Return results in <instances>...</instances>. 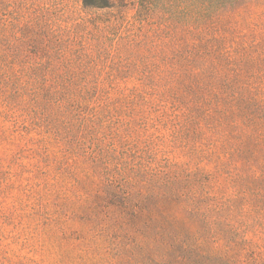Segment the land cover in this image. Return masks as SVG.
Instances as JSON below:
<instances>
[{"label": "rangeland", "instance_id": "rangeland-1", "mask_svg": "<svg viewBox=\"0 0 264 264\" xmlns=\"http://www.w3.org/2000/svg\"><path fill=\"white\" fill-rule=\"evenodd\" d=\"M110 2L108 8H89L83 0H6L4 9L8 18L21 15L29 22L41 20L46 30L60 24L64 29L63 40L69 37L70 42L74 36L73 40L81 42L77 48L82 46L87 55L73 57L59 49L64 42L55 46L57 37L50 31L45 34L44 27L36 31V37L30 33L35 30L26 26L23 42L17 44L21 53L20 73L14 74L7 67L0 69V264H89V260L98 259L93 263L140 264L141 256H152L150 245L147 249L141 243L137 226L124 212L119 213L125 208L106 181L99 178V184L90 180L77 184L72 178L77 187L73 184L72 188L62 189L60 183H53L52 179L61 172L69 176L67 171L74 170V165L91 167L92 161L85 158L73 141L66 143L60 139V149L56 146L57 130L61 129L62 133L65 130L61 117L71 115V102H53L42 83L89 82L99 86L114 83L129 87L142 84L150 87L155 101L165 97L163 113L169 110L162 113V121L157 119L161 112L155 106L143 110L147 105L137 98L135 111L119 109L115 112L103 108L91 124L92 133H87L88 123L72 133L74 141L86 132V139L95 137L99 147L115 146L116 158L134 153L125 147L128 135L140 148H146L151 137V144L160 146L157 160L163 163L167 154L177 160L183 159L184 154L190 155L195 140L191 133H187L184 140L182 130L174 127L175 121L171 118L174 105L171 98H167L170 94L162 93V87L174 85L178 78L177 36L168 39L165 30H156L159 20L153 24L145 22L144 29L134 22L126 26L134 19L138 0ZM17 6L22 7L23 13L11 12ZM239 29L245 30V26ZM246 32L244 38L251 35L250 30ZM242 53L237 50L235 54L238 64L245 70L251 69L253 58ZM261 63L264 68V62ZM234 64H237L235 60ZM256 80L264 84V71ZM18 84H21L19 88ZM182 96H186L185 88ZM259 99L263 100L256 99L249 104L248 113L231 114L237 128L226 147L217 149L218 160L211 159L218 163V168L221 166L213 174L211 185L218 198L227 200L224 214L228 222L223 224L221 219L219 226L226 228L230 223V227L247 234L261 247L264 246V97ZM241 108L247 110L246 104H241ZM112 114L128 122L119 134L114 133L113 128L117 126L114 123L117 118L103 125ZM143 117H146L145 123L149 122L146 128ZM153 145L152 148L156 147ZM148 159L149 153L145 154L144 162ZM82 188L89 189L90 193L99 188L101 194L85 197ZM168 202L166 212L181 216L182 198L176 193ZM177 226L186 230L180 223ZM142 227L147 230L146 225ZM163 227L170 230L172 225L164 223ZM223 233L232 236L230 228ZM220 236L224 238L222 233ZM126 242H129L128 247ZM159 242L158 248H163V241ZM241 259L246 261V257Z\"/></svg>", "mask_w": 264, "mask_h": 264}, {"label": "trees", "instance_id": "trees-1", "mask_svg": "<svg viewBox=\"0 0 264 264\" xmlns=\"http://www.w3.org/2000/svg\"><path fill=\"white\" fill-rule=\"evenodd\" d=\"M83 2L89 8L111 6L110 0ZM5 6L6 0H0V69L7 67L15 74L20 73L18 65L21 53L17 44L23 42L24 27L33 28L35 33H30L35 35L37 30L42 31L45 24L35 19L31 23L21 15L8 18ZM14 8L16 10L12 11ZM12 9L11 12L23 13L20 6ZM245 9L247 12L244 13ZM156 20H159L156 30H165L168 39L177 36L180 49L175 55L178 78L176 85L162 87V93L164 96L170 94L167 98H171V105H174L171 114L175 121L174 127L182 130L184 140L187 133L195 136L190 155L184 154L183 159L177 160L167 154L165 163L159 162L157 154L160 146L151 144V137L148 143L142 139L148 146L140 148L128 135L125 147L134 153L121 159L116 158L118 151L115 146L99 147L95 137L86 139V132L77 141L73 140L72 133L78 128H84L87 123L90 127L87 133H92L94 128L91 124L96 121V114L101 109L109 108L115 112L126 109L133 112L136 110L137 98L147 105L143 110L155 106L161 112L157 119L162 121L163 114L169 110L163 113L166 108L163 106L165 97L155 101L150 87L142 84L129 87L114 83L99 86L89 82L42 83L43 90L53 102H71V115L61 117L65 130L64 133L61 129L57 130L56 146L60 149V139L66 143L73 141L85 158L92 161L91 167L77 168L74 165V170L67 171L70 177L64 172L53 175V183H60L62 189H67L66 186L72 188L73 184L76 185L73 179L77 180V184L84 180L99 184V178L104 183L106 181L115 190L117 201L125 208L119 213L124 212V215L129 216L130 221L137 226L141 243L147 249L150 245L152 249L151 257L141 256L138 259L140 264H264V246L258 247L247 234H241L237 228L230 227V223L226 224V228H230L232 236L223 233L226 228L224 225L220 227L219 221L223 219V224L228 222L224 214L227 200L218 198L211 185L213 174L221 167L218 168V163L211 162V159L218 160L220 153L217 149L226 147L237 128V122L231 114L248 113L249 104L256 99L263 100L259 97H264V84L256 80L261 78L264 71L261 66V61L264 62V56H261L264 53V0H138L134 19L128 21L126 26L134 22L144 29L145 22L153 24ZM240 26H245V30L239 29ZM44 28L45 34L50 31L57 37L55 46H58V42H64L59 48L62 51L78 58L87 55L82 46L77 48L81 42L73 40L74 36L70 42L69 37L63 40L64 29L60 24H55L51 30H46V26ZM248 30L251 35L244 38ZM38 40H41V36ZM256 48L261 50L257 51ZM237 50L253 58L251 69L245 70L238 64L239 58L237 60L235 55ZM234 60L237 64H234ZM171 73L174 74L173 68ZM184 88L186 96H182ZM33 91L36 92L37 88ZM241 104H246L247 110H243ZM118 118L112 114L103 121V125H109L112 121L117 123L113 128L114 133L119 134L121 127L128 122ZM143 118L146 128L149 122L145 123L146 117ZM142 125L139 127L142 128ZM128 129L125 128L126 131ZM135 129L138 130V127ZM151 145L156 147L152 148ZM147 153L149 159L144 162ZM192 160L197 162L191 163ZM99 192L98 188L92 193ZM81 193L85 197L92 194L89 189H83ZM176 193L184 202L181 216L167 213L165 208L169 198ZM163 222L172 225L171 229H164ZM179 223L186 230L180 229L177 226ZM143 225L147 226V230ZM123 236L127 237L125 233ZM160 239L163 248H158ZM125 245L128 247L129 242ZM242 257H246V261ZM99 260H89L88 263L94 264Z\"/></svg>", "mask_w": 264, "mask_h": 264}]
</instances>
